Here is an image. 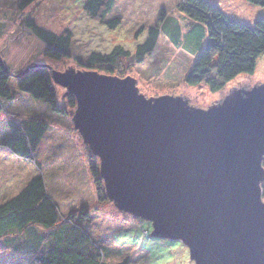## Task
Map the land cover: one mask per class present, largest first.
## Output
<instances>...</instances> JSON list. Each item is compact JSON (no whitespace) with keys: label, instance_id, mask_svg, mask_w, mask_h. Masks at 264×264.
<instances>
[{"label":"water","instance_id":"obj_1","mask_svg":"<svg viewBox=\"0 0 264 264\" xmlns=\"http://www.w3.org/2000/svg\"><path fill=\"white\" fill-rule=\"evenodd\" d=\"M47 67L75 98L74 126L118 211L180 241L194 264H264V88L191 109L129 79Z\"/></svg>","mask_w":264,"mask_h":264},{"label":"rangeland","instance_id":"obj_2","mask_svg":"<svg viewBox=\"0 0 264 264\" xmlns=\"http://www.w3.org/2000/svg\"><path fill=\"white\" fill-rule=\"evenodd\" d=\"M16 1L0 0V57L9 72L26 70L32 64L49 66L58 73L68 69L85 70L78 59L83 60L90 52L107 53L115 45L133 52L136 45L144 42L148 28H159L166 17L181 25L179 43H172L161 33L154 50L142 63L123 60V70L112 74L113 78L129 79L145 98L180 97L191 109H207L234 93L248 99L264 88V53L256 60L253 74H240L217 92H211L203 83L186 84L185 76L194 58L184 48L183 36L190 21L179 5L186 0H117L107 16L119 20L118 26L112 29L84 13L85 0H35L23 10L17 8ZM207 1L217 5L231 19L249 26L264 16V8L245 0ZM27 17L34 18L39 26L55 34L68 29L72 35L69 55L57 60L46 57L42 42L23 24ZM53 85L57 104L66 109L65 113L55 112L27 94L2 104L8 112L0 115V143L9 132L8 120L11 119L17 122L42 119L47 123V131L33 161L20 159L0 145V204L16 194L34 175L40 174L63 216L82 206L89 210L92 235L109 247L107 263L117 264L127 257L128 264H194L180 241L152 237L149 222L122 216L105 197L102 180L99 188L92 172L95 169L98 173L99 161L74 126L71 114L74 108L67 106L65 89L55 80ZM261 166L264 170V156ZM261 188L264 201V180ZM127 218L132 222L126 228L117 229L118 222ZM11 260L10 249L0 240V264H13Z\"/></svg>","mask_w":264,"mask_h":264},{"label":"trees","instance_id":"obj_3","mask_svg":"<svg viewBox=\"0 0 264 264\" xmlns=\"http://www.w3.org/2000/svg\"><path fill=\"white\" fill-rule=\"evenodd\" d=\"M34 1L17 0V8L23 10ZM116 1L85 0L83 11L89 18L112 29L118 26L119 20L108 19L107 16ZM245 1L264 8V0ZM179 9L190 21L183 36L184 48L194 56L185 76L187 85L203 83L211 92H217L238 75L254 73L256 60L264 53V16L249 26L231 19L207 0H186ZM163 21L159 28H148L144 42L136 45L133 52L115 45L107 53L90 52L83 60L77 61L85 70L108 75L123 70V60L140 64L154 50L161 33L172 43H179L181 25L166 17ZM23 24L42 42L46 57L57 60L69 55L72 35L68 29L55 34L39 26L32 17L24 18ZM21 94L43 101L55 112L65 113L66 109L57 104V92L47 66L32 64L26 70L12 73L0 63V115L8 112L2 104L15 100ZM66 100L67 106L75 107L73 96L66 95ZM8 121L9 132L0 145L20 159L33 161L47 131V123L42 119ZM92 172L100 188L98 173L95 169ZM120 213L129 215L131 219L134 217ZM90 218L89 210L84 206L63 216L59 205L47 191L44 178L36 174L16 194L0 204V240L10 249L13 264H109L105 260L109 256V247L92 235ZM134 218L135 221H144ZM131 219L118 222L117 229L126 228ZM117 264H128V258Z\"/></svg>","mask_w":264,"mask_h":264},{"label":"crops","instance_id":"obj_4","mask_svg":"<svg viewBox=\"0 0 264 264\" xmlns=\"http://www.w3.org/2000/svg\"><path fill=\"white\" fill-rule=\"evenodd\" d=\"M35 176V175H34Z\"/></svg>","mask_w":264,"mask_h":264}]
</instances>
